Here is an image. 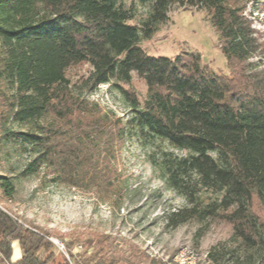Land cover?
<instances>
[{
	"label": "trees",
	"instance_id": "trees-1",
	"mask_svg": "<svg viewBox=\"0 0 264 264\" xmlns=\"http://www.w3.org/2000/svg\"><path fill=\"white\" fill-rule=\"evenodd\" d=\"M138 1L150 9L136 25L118 0H0V125L27 126L7 136L33 152L19 176L97 196L117 184L111 161L127 139L165 143L186 152L160 149L150 158L186 202L168 213L167 225L218 219L230 226L231 244L209 258L218 264L236 255L239 264H264V66L255 60L264 42L247 18L251 0ZM174 4L206 12L228 74L190 51L168 57L141 48ZM82 64L87 74L72 82L68 69ZM133 74L145 84L142 101L130 87ZM101 84L120 93L130 109L126 119L86 97ZM202 190L216 197L203 203ZM13 193L12 178L0 175V203ZM48 237L0 205L4 264H50L60 252ZM14 241L22 255L11 262ZM102 241L92 235L83 256L67 252L71 264L96 261Z\"/></svg>",
	"mask_w": 264,
	"mask_h": 264
},
{
	"label": "rangeland",
	"instance_id": "rangeland-1",
	"mask_svg": "<svg viewBox=\"0 0 264 264\" xmlns=\"http://www.w3.org/2000/svg\"><path fill=\"white\" fill-rule=\"evenodd\" d=\"M118 2L130 9L133 15L128 20L130 24L138 25L150 9L149 3L141 4L138 0ZM246 14L264 42V0H251ZM139 45L154 56L173 57L181 51H190L199 55L202 64L211 70L229 73L219 48L218 35L203 9L172 5L168 20ZM255 60L264 66V53H259ZM87 71V65H76L68 69L67 76L75 82ZM130 87L142 101L146 87L135 74ZM86 97L97 102L103 110L124 119L130 115L120 93L109 84L99 85ZM27 129L11 120L0 125V175L11 177L14 183L11 198L0 205L24 225L38 227L49 235V240L60 252L50 264H67L64 252L83 256L88 248L84 242L92 235L104 241L97 260L91 264H163L166 258L182 249L208 257L210 251L217 254L231 244L230 226L218 219L195 217L177 227L166 223L168 213L185 207L186 202L160 179L150 158L160 149L175 155H184L185 151L160 142L143 145L135 136L130 137L116 159L111 161L119 176L117 184L112 189L97 191L96 196L83 189L40 184L38 178L20 177L19 173L33 157V152L7 134ZM211 155L216 157L215 153ZM199 197L207 203L216 194L202 190ZM54 241L64 246V252ZM97 247L100 246L97 244ZM223 259L224 262L218 264H239L236 255H226ZM209 260L217 264L211 258Z\"/></svg>",
	"mask_w": 264,
	"mask_h": 264
},
{
	"label": "built area",
	"instance_id": "built-area-1",
	"mask_svg": "<svg viewBox=\"0 0 264 264\" xmlns=\"http://www.w3.org/2000/svg\"><path fill=\"white\" fill-rule=\"evenodd\" d=\"M54 243L56 244L59 250L64 252V246L61 243L57 241H54ZM64 254L67 260L69 261V263L71 264L68 255L65 252ZM164 263L165 264H212L211 261L207 258V256L205 255L201 256L196 252L185 249L179 250L171 257L166 258L164 260Z\"/></svg>",
	"mask_w": 264,
	"mask_h": 264
},
{
	"label": "crops",
	"instance_id": "crops-1",
	"mask_svg": "<svg viewBox=\"0 0 264 264\" xmlns=\"http://www.w3.org/2000/svg\"><path fill=\"white\" fill-rule=\"evenodd\" d=\"M11 246H12V252H11L10 260L11 262H15L21 257L22 252L18 241H14ZM0 264H4V263L0 260Z\"/></svg>",
	"mask_w": 264,
	"mask_h": 264
}]
</instances>
